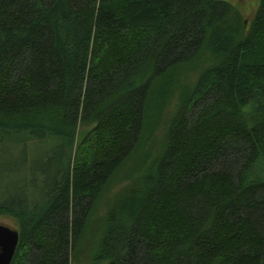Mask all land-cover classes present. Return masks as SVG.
I'll list each match as a JSON object with an SVG mask.
<instances>
[{
  "label": "trees",
  "instance_id": "16d2710c",
  "mask_svg": "<svg viewBox=\"0 0 264 264\" xmlns=\"http://www.w3.org/2000/svg\"><path fill=\"white\" fill-rule=\"evenodd\" d=\"M256 1L0 0V140L58 163L10 264H264Z\"/></svg>",
  "mask_w": 264,
  "mask_h": 264
},
{
  "label": "rangeland",
  "instance_id": "374dc122",
  "mask_svg": "<svg viewBox=\"0 0 264 264\" xmlns=\"http://www.w3.org/2000/svg\"><path fill=\"white\" fill-rule=\"evenodd\" d=\"M227 2L235 11L248 18L254 11L256 0H223ZM51 144L41 142L36 145L22 146L12 142L10 137L0 140V195L5 192L13 193L18 186L26 185V194L36 198L47 188L48 180L46 175L52 173L57 166ZM50 155L52 158H49ZM44 172V173H43ZM39 175V176H38ZM0 223L10 225V220L0 216ZM88 257H83L78 264H89ZM70 264H77L75 260Z\"/></svg>",
  "mask_w": 264,
  "mask_h": 264
},
{
  "label": "water",
  "instance_id": "95a60500",
  "mask_svg": "<svg viewBox=\"0 0 264 264\" xmlns=\"http://www.w3.org/2000/svg\"><path fill=\"white\" fill-rule=\"evenodd\" d=\"M18 233L0 223V264H10L17 244Z\"/></svg>",
  "mask_w": 264,
  "mask_h": 264
},
{
  "label": "bare ground",
  "instance_id": "6f19581e",
  "mask_svg": "<svg viewBox=\"0 0 264 264\" xmlns=\"http://www.w3.org/2000/svg\"><path fill=\"white\" fill-rule=\"evenodd\" d=\"M7 226V225H6ZM9 227V226H8ZM11 228V227H10ZM12 229H14V228H12Z\"/></svg>",
  "mask_w": 264,
  "mask_h": 264
}]
</instances>
